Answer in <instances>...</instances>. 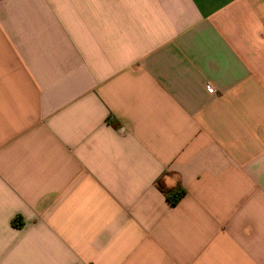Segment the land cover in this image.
Segmentation results:
<instances>
[{"label": "crops", "instance_id": "1", "mask_svg": "<svg viewBox=\"0 0 264 264\" xmlns=\"http://www.w3.org/2000/svg\"><path fill=\"white\" fill-rule=\"evenodd\" d=\"M0 264H264V0H0Z\"/></svg>", "mask_w": 264, "mask_h": 264}, {"label": "trees", "instance_id": "2", "mask_svg": "<svg viewBox=\"0 0 264 264\" xmlns=\"http://www.w3.org/2000/svg\"><path fill=\"white\" fill-rule=\"evenodd\" d=\"M184 193L183 189H179L178 191L172 192L170 193L167 198L169 199V201H171L172 203L176 202ZM15 225L19 226L21 225V222L16 223Z\"/></svg>", "mask_w": 264, "mask_h": 264}]
</instances>
